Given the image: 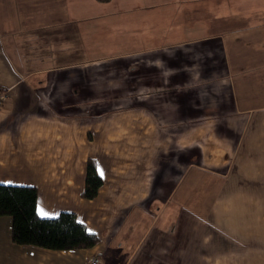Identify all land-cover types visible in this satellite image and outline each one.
Masks as SVG:
<instances>
[{"label": "crops", "instance_id": "0c3cea01", "mask_svg": "<svg viewBox=\"0 0 264 264\" xmlns=\"http://www.w3.org/2000/svg\"><path fill=\"white\" fill-rule=\"evenodd\" d=\"M0 91V183L100 238L20 245L0 216V264H264V0H0Z\"/></svg>", "mask_w": 264, "mask_h": 264}, {"label": "trees", "instance_id": "16d2710c", "mask_svg": "<svg viewBox=\"0 0 264 264\" xmlns=\"http://www.w3.org/2000/svg\"><path fill=\"white\" fill-rule=\"evenodd\" d=\"M102 184L97 162L89 159L82 196L94 199ZM38 199L39 191L35 185L0 183V216L12 218L14 243L56 250L91 248L99 243V236L90 232L73 211L64 210L53 217L41 216Z\"/></svg>", "mask_w": 264, "mask_h": 264}, {"label": "rangeland", "instance_id": "374dc122", "mask_svg": "<svg viewBox=\"0 0 264 264\" xmlns=\"http://www.w3.org/2000/svg\"><path fill=\"white\" fill-rule=\"evenodd\" d=\"M111 75H113V73H111V72L110 73H105V78L103 80L104 90H106V93L102 95V97H104V110L105 109H113V110H115L118 107H120L121 105H123L124 103H126V99L125 98H120V97L123 96L122 90L120 88H117V87H112V85H111L112 76ZM113 92H119V94L115 95L116 93H113ZM0 96H1V94H0ZM4 96H5V98H7L6 94ZM89 97H90L89 95L80 94V96L77 97L78 104L81 103L83 101V99H89ZM111 98H115V99L117 98V99L114 102L111 103V100H110ZM122 99H124L123 102H122ZM66 102H68V101L66 100ZM86 106H88L90 108L91 106H94V104L90 103L89 101L82 102L79 105L73 106L72 109L75 112V111H78L79 108L81 110H83V108H87ZM60 107L62 108V106H60ZM41 129H42L43 132H39L38 133L39 134V138L41 140L40 143H39V146H41L42 149L47 152V142L43 143V140H42V139L45 138V136L47 134V126H44ZM88 161H87V163H88Z\"/></svg>", "mask_w": 264, "mask_h": 264}, {"label": "built area", "instance_id": "2783aa9c", "mask_svg": "<svg viewBox=\"0 0 264 264\" xmlns=\"http://www.w3.org/2000/svg\"><path fill=\"white\" fill-rule=\"evenodd\" d=\"M89 264H103V260L100 255L95 253L90 256Z\"/></svg>", "mask_w": 264, "mask_h": 264}]
</instances>
